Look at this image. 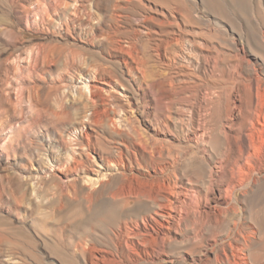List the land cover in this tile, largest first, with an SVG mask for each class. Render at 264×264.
Masks as SVG:
<instances>
[{
    "label": "rangeland",
    "instance_id": "1",
    "mask_svg": "<svg viewBox=\"0 0 264 264\" xmlns=\"http://www.w3.org/2000/svg\"><path fill=\"white\" fill-rule=\"evenodd\" d=\"M263 137L264 0H0V264H264Z\"/></svg>",
    "mask_w": 264,
    "mask_h": 264
},
{
    "label": "bare ground",
    "instance_id": "2",
    "mask_svg": "<svg viewBox=\"0 0 264 264\" xmlns=\"http://www.w3.org/2000/svg\"><path fill=\"white\" fill-rule=\"evenodd\" d=\"M123 50L126 51L125 48ZM127 53H128L129 56H131L132 60L137 65H139V61L140 60L138 59V57L134 56V54H133L134 52L132 53L130 51H127ZM91 95H92V93H91ZM220 113H222V112H220ZM238 114H239L238 105H235V108L233 109V112L230 115L228 114L226 120L222 121L221 124L218 125V130L223 135V137L225 139L226 146H224L223 148H220V151H221V154H222L221 158L219 159L220 160V164H219L220 166H216V167L212 168V170H211V182L213 181L215 175H219L218 176V177H220L219 178V182L223 186V190L225 192L228 191L229 189H231V186H233V183L237 182L240 179L241 173L243 171V166L241 165V162H243L245 165L249 164V166L250 165L251 166H255L258 163V161L260 162V157H261V149L262 148L261 149H255L256 144L254 143L255 141L253 140L255 136L252 133H250V132L248 133L247 131H244V130L243 131L242 130L239 131V133H237V132L235 133L234 132L235 128H234L232 120H233V116H236ZM171 116H172V114H171ZM176 121L177 120H175V122ZM176 124H178V123H176ZM249 124H250V126H249L250 128L249 129H254V124H255L254 121H253V123H252V121H250ZM191 128H192V126H191ZM207 131H206V129H201L199 132H197V133L195 132V133H196L197 137L205 138L208 135ZM259 136H260V134H259ZM262 154H263V152H262ZM224 164H226L225 168H224V166H222ZM225 174H227L226 176L229 177V180L227 182H225V180L223 179L225 177ZM167 184H168V187L171 189V194L173 195L172 198L167 199V201H168L167 203L170 206V208L173 209L174 212H175V214L170 213L169 214V218L167 219V224H168L167 226L170 227V224L173 223L176 219H181L187 214L188 208L193 206L194 203H195V200H196L197 195H198V191L193 186L192 187H184L183 185H179L177 181H174V182L170 181ZM162 185H164V184H162ZM218 186H220V185H218ZM96 197H98V196H96ZM99 204H101V208L102 209L103 208L105 209V207L106 208H116V203H109V202H106V200L105 201H101V203H99Z\"/></svg>",
    "mask_w": 264,
    "mask_h": 264
}]
</instances>
